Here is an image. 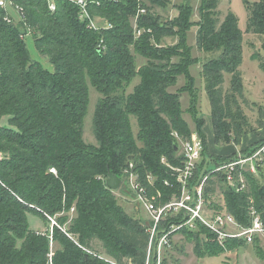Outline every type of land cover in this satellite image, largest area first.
Here are the masks:
<instances>
[{
  "label": "trees",
  "instance_id": "16d2710c",
  "mask_svg": "<svg viewBox=\"0 0 264 264\" xmlns=\"http://www.w3.org/2000/svg\"><path fill=\"white\" fill-rule=\"evenodd\" d=\"M99 1V5L90 4V12L110 25L99 31L80 21L78 7L64 0H56L55 11L49 9L48 0H16L24 10L22 24L9 23L6 17L12 18L11 14L0 8V153L4 154L0 159V264H49L52 249L53 264H106L56 226L52 234L30 228L28 213L42 217L50 227L48 216L68 213L73 207L76 215L67 233L82 247L93 249L96 242L104 254L121 263L131 259L134 264H145L147 224L125 211L105 181L110 175L121 178L127 162L134 160L141 174L151 173L158 178L163 202L178 193L176 180L161 159L165 157L172 165L180 166L183 157L174 135L183 140L192 135L181 102L182 93H188L187 112L196 113L199 91L189 68L199 59L192 56L187 42L194 23L190 19L192 9L179 8L171 24L156 19L139 0ZM243 1L248 12L247 32L261 40L264 50V0L252 4ZM167 3L153 0L158 6ZM219 4L220 0L201 1L196 43L198 49L210 54L201 74L211 106L215 143L240 145L251 131L243 110L249 105L241 70L244 36L232 11L223 21L219 19ZM141 6L146 14L139 13ZM132 19H136V29ZM163 32L176 35L178 44L158 47L156 38ZM29 33L36 51L53 66V71L32 57L26 42ZM137 55L147 60L140 68L136 65ZM252 59L264 71L257 52ZM227 75L230 85L224 90ZM181 76L185 85L171 92ZM137 77L139 84L127 93ZM89 85L101 95L93 117L96 144L86 143L83 136ZM132 118L137 121L136 135ZM3 119L6 124L1 123ZM195 124L204 151L194 184L200 186L210 175L207 201L219 191L225 208L242 226L251 224V205L264 218V184L257 175L245 171L248 189L236 193L226 183L223 172L212 173L235 162L239 155L252 156L264 146V139L240 154L214 156L208 149L203 121L195 117ZM53 168L57 175L51 172ZM167 180L173 187L165 186ZM211 206L220 209L213 202ZM68 218L56 221L64 226ZM182 220L165 219L159 236ZM177 233L195 243L199 257L220 256L246 244L229 240L221 246L215 235L200 224ZM255 245L261 252L262 247ZM151 264H156L155 257Z\"/></svg>",
  "mask_w": 264,
  "mask_h": 264
},
{
  "label": "rangeland",
  "instance_id": "374dc122",
  "mask_svg": "<svg viewBox=\"0 0 264 264\" xmlns=\"http://www.w3.org/2000/svg\"><path fill=\"white\" fill-rule=\"evenodd\" d=\"M142 4L150 9V13L156 17V19H161V21H167L168 23L174 22L175 18L179 14V8L186 7L192 9L191 21H193L192 29L187 33V42L189 47H191L192 56L194 58H198L199 61L194 63L189 68V74L194 79V86L197 88L199 101L196 106V113L194 115L187 112V109L190 107V96L188 93H182L181 102L182 109L184 112V119L190 124L192 135L197 134L199 137V131L196 130L195 117L200 119L205 123L204 129L206 133V140L209 152L211 154L216 153V143L213 138V124L211 121V106L209 99L205 92L204 80L202 78V64L210 58L209 53H204L200 49H198L196 43L197 31L199 28L198 23L200 22L199 18V6L201 5L202 0H162L164 2H168L163 5H155L153 4V0H139ZM155 1V0H154ZM251 4L255 2V0H248ZM142 10V11H141ZM140 14H146L147 10L141 6ZM232 11L239 20V27L243 32L244 43H243V64L241 66V70L244 76V88L246 99L248 100L247 106L243 107V110L246 116L249 119L251 125V131L248 135H257V138H264V71H262L259 67V62L252 59V55L254 53H258L260 55V59L264 62V50L262 49V42L257 37L249 34L247 32L248 25V12L243 0H220L218 11L220 12L219 19L221 21L224 20L228 11ZM12 18L11 22L16 24L24 23L23 19L20 15L13 11L12 9L9 11ZM97 23L100 25L109 24L107 20L102 19L100 17H96ZM172 22V23H173ZM171 23V24H172ZM132 25H135V19H132ZM110 26V25H109ZM22 31L24 29L22 28ZM28 31V30H27ZM28 33V32H27ZM26 42L28 45V49L31 52V55L37 58L43 66L53 71V66L50 65L40 54L36 51L33 43V38L31 33L26 36ZM156 45L160 48L172 47L178 44V37L174 34H165L159 33L156 38ZM153 45H155L153 43ZM35 53V54H34ZM212 56V54H211ZM147 63V60L141 56H136V65L138 68L144 66ZM140 78L137 77L134 79L133 83L127 88V93L132 92L133 87L139 84ZM186 83L184 76L178 78V82L176 86L171 87V92H176L181 89ZM230 85V76H226V81L224 84V90H227ZM101 95L91 86L89 85V106L87 109V113L83 123V136L86 143L96 144V139L93 133V117L96 104L100 99ZM6 119V118H5ZM6 124V120L3 119L1 123ZM199 123V121H198ZM262 126V128H261ZM132 128L133 132L136 135L138 131L137 121L132 118ZM262 129V133H259ZM259 131V132H258ZM191 135V136H192ZM247 136V135H245ZM244 136V137H245ZM191 139V138H190ZM187 139V140H190ZM182 141H179L181 154L182 150ZM140 145V144H139ZM232 147L231 145L225 146L222 155L227 156L229 154V149ZM242 152V150H239ZM4 155V154H3ZM264 157L262 158V160ZM261 163L262 161H257V163ZM215 168V166H214ZM257 178L259 179L261 184H264V161L261 163V170L257 172ZM172 178H174L172 176ZM175 179V178H174ZM158 178H156L155 185L158 187ZM169 181V180H168ZM170 182V181H169ZM117 197L119 204L125 209V211L134 218L140 219L143 223L148 224L149 219H147V214L145 210L138 206L134 201V195H132L126 187H121L114 191ZM164 197V194H163ZM163 200V199H162ZM223 196L217 191L216 195L211 198L209 203H214L219 206L221 209L223 202ZM34 208V206H31ZM215 208V207H214ZM75 213L71 214L70 211L67 213L65 211L58 213L53 219L57 220L58 218L68 216V221L62 226L65 230L70 227L71 220L75 217ZM28 219L30 228L37 231H46L49 230L50 234L52 232V223L50 221V227H47L46 221L33 213H28ZM49 219V218H48ZM216 239V237H215ZM217 241V240H216ZM236 241V240H235ZM243 244V241H237ZM245 244V243H244ZM226 243L224 244L225 247ZM222 246V245H221ZM262 247L261 252L257 250L256 245L245 244L242 246H238L236 249L232 251H227L226 253L220 256L213 257H199L195 253V243L191 242L185 235L181 233H177L172 237L171 245L167 248L164 256H163V264H264V245H260ZM94 250L103 252L101 246L98 243H94Z\"/></svg>",
  "mask_w": 264,
  "mask_h": 264
},
{
  "label": "built area",
  "instance_id": "2783aa9c",
  "mask_svg": "<svg viewBox=\"0 0 264 264\" xmlns=\"http://www.w3.org/2000/svg\"><path fill=\"white\" fill-rule=\"evenodd\" d=\"M64 1L78 7L79 20L87 22L90 29L99 31L109 27V24H98V18L93 17L90 12V4L97 3L99 5V0ZM48 3L49 9L55 11L56 0H48ZM0 8L8 12L12 9L24 20V10L20 5L16 4V0H0ZM6 20L11 23V17L9 15L6 17ZM134 28L136 29V19ZM140 34L141 32L138 31L137 35ZM174 136L178 141L181 140L178 134L175 133ZM203 151L204 144L202 139L197 134H193L190 140L182 141L180 155L183 157V161L180 166L172 165L165 157L161 159L162 164L172 172V176L175 178L176 184L178 185V193L174 194L172 199L167 202H163V192L155 185L156 176L151 173L141 174L134 160H129L124 167L121 177L122 186L126 187L128 192L134 195V201L145 210L148 217L147 219L150 220L147 224L149 242L145 264H151L153 257L156 259V264H163V256L167 248L171 245L172 237L183 228L196 229L199 224L213 233L217 242L222 246L229 240L244 241L246 244L252 245H264V218L256 211L253 205L249 207L251 224L246 227L242 226L237 222L236 218L227 211L224 203L221 209H217L212 207L211 203L207 201L206 186L208 185L210 175L204 177L200 186L197 183L194 184L197 168L203 158ZM263 157L264 146L250 157L244 158L239 155L238 160L218 167L212 173L223 172L226 176V183L228 186L236 193H243L248 189V183L244 172L248 171L256 175L258 167L261 166V163L264 161V159L262 160ZM2 158L3 154L0 153V159ZM257 161L262 162L257 163ZM51 172L57 175L56 169H51ZM164 184L166 187H173V184L168 180L165 181ZM114 194L116 193L114 192ZM70 213H75L74 207L71 208ZM170 217H177L183 220L178 225L170 226L159 236L160 227L165 219ZM48 218L52 223V228L54 226L58 227L71 238L77 246L104 263L134 264L131 259H125L121 263L103 252L94 249H85L80 245L78 240L68 234L67 230L59 225L53 217L48 216ZM53 255L52 249L49 254V264H53Z\"/></svg>",
  "mask_w": 264,
  "mask_h": 264
},
{
  "label": "crops",
  "instance_id": "0c3cea01",
  "mask_svg": "<svg viewBox=\"0 0 264 264\" xmlns=\"http://www.w3.org/2000/svg\"><path fill=\"white\" fill-rule=\"evenodd\" d=\"M35 54V53H34ZM33 58L35 59V60H37V58H35L34 57V55H33ZM51 71V70H50ZM136 86V85H135ZM134 88V87H133ZM211 117V116H210ZM211 121H212V117H211ZM204 126H205V123H204ZM203 131H204V133H205V129H204V127H203ZM259 132V131H258ZM259 133H262V129L260 130V132ZM257 135H259V134H256V135H254L253 134V136L252 135H247V136H245L243 139H242V142H241V144L240 145H231L232 147H230V151H229V154H227V156H225V155H222V154H220V153H222L223 152V150H224V148H225V146H217L216 145V153H214V154H212V155H214V156H220V157H230V156H233L234 154H237V153H241V152H239V150H246V149H248V148H250V147H252L254 144H256V143H258L259 141H261V140H263L264 138H260L259 139V137L257 138ZM205 136H206V133H205ZM213 138H214V130H213Z\"/></svg>",
  "mask_w": 264,
  "mask_h": 264
},
{
  "label": "water",
  "instance_id": "95a60500",
  "mask_svg": "<svg viewBox=\"0 0 264 264\" xmlns=\"http://www.w3.org/2000/svg\"><path fill=\"white\" fill-rule=\"evenodd\" d=\"M176 151H179V147H176ZM122 185V180L116 175H110L106 181V186L111 191H117Z\"/></svg>",
  "mask_w": 264,
  "mask_h": 264
},
{
  "label": "bare ground",
  "instance_id": "6f19581e",
  "mask_svg": "<svg viewBox=\"0 0 264 264\" xmlns=\"http://www.w3.org/2000/svg\"><path fill=\"white\" fill-rule=\"evenodd\" d=\"M10 11V10H9Z\"/></svg>",
  "mask_w": 264,
  "mask_h": 264
}]
</instances>
